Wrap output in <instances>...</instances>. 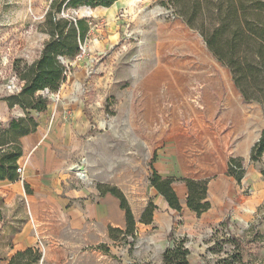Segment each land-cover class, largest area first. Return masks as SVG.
<instances>
[{
    "label": "rangeland",
    "instance_id": "374dc122",
    "mask_svg": "<svg viewBox=\"0 0 264 264\" xmlns=\"http://www.w3.org/2000/svg\"><path fill=\"white\" fill-rule=\"evenodd\" d=\"M52 1L59 17L86 20L89 30L80 54L60 59L67 73L58 92L36 93L47 98L46 111H30L29 117L37 127L68 128L67 172L73 184L118 200L126 229L113 234L110 248L99 250L117 264H163L165 250L183 240L188 264H264V153L253 162L249 152L264 129V109L243 101L229 71L179 16L176 0H119L109 11L71 10L65 7L69 0H0L2 127L26 118L19 106L9 109L6 99L27 84L25 76L49 40L44 17ZM161 46L184 48L186 64L190 61L183 69L165 66L171 98L164 95L166 87L157 94L138 87L157 66L164 67ZM216 145L224 148L227 167L226 179L217 185ZM176 148L185 154L187 175L194 174L181 178L183 207L169 183L154 191L160 181L158 158ZM230 159L241 160L240 182L228 174ZM78 166L86 171L85 180L77 177ZM213 193L246 200L247 219H234L232 206L222 221L203 216ZM152 194L161 195L174 211L165 226L158 218L164 204Z\"/></svg>",
    "mask_w": 264,
    "mask_h": 264
},
{
    "label": "crops",
    "instance_id": "0c3cea01",
    "mask_svg": "<svg viewBox=\"0 0 264 264\" xmlns=\"http://www.w3.org/2000/svg\"><path fill=\"white\" fill-rule=\"evenodd\" d=\"M19 145V179L0 181V264H8L17 252L28 248L41 254L40 245L44 248L41 264H117L97 247L110 248L113 234L126 229L125 214L114 197L79 188L69 178L68 128L38 125L19 139ZM245 146L240 145L238 151L243 153ZM224 151L222 146L214 147L215 185L226 179ZM164 154L155 164L160 181L154 191L169 183L170 193L183 207L186 191L181 178L189 176L184 165L187 159L178 148ZM152 196L164 204L158 218L165 226L174 211L161 195ZM228 206L233 207L234 219H247L246 200L226 199L220 193H213L210 209L203 216L222 221L228 218Z\"/></svg>",
    "mask_w": 264,
    "mask_h": 264
},
{
    "label": "trees",
    "instance_id": "16d2710c",
    "mask_svg": "<svg viewBox=\"0 0 264 264\" xmlns=\"http://www.w3.org/2000/svg\"><path fill=\"white\" fill-rule=\"evenodd\" d=\"M117 1L69 0L65 7L71 10L83 7L108 9ZM176 5L187 26L199 33L207 50L229 71L243 101L256 102L264 109V0H191L188 4L191 5V12L185 0H176ZM54 6L55 1H52L44 17V31L49 40L40 59L30 67L25 76L27 84L21 92L6 99L9 109L19 106L26 118L12 119L6 127L0 124V181L14 182L19 179L17 161L22 155L19 139L34 132L37 127L29 112L43 113L48 105L47 98L36 93L43 90L58 92L67 73L60 59L77 57L81 51L80 44L89 30L86 20L59 17L60 12L58 9L54 12ZM181 50L184 48L161 46L159 58L164 67L157 66L138 87L147 89L151 94H157L161 87H166L164 95L173 97L165 66L178 69L189 67L190 61L186 64ZM263 153L264 129L250 151V160L258 161ZM228 174L240 182L243 177L241 160H229ZM24 189L28 192L26 185ZM127 223L129 225L128 219ZM230 238L239 242L232 236ZM188 255L189 250L182 240L165 250L163 264H188ZM40 259L41 254L37 250L28 248L17 252L8 264H37Z\"/></svg>",
    "mask_w": 264,
    "mask_h": 264
},
{
    "label": "bare ground",
    "instance_id": "6f19581e",
    "mask_svg": "<svg viewBox=\"0 0 264 264\" xmlns=\"http://www.w3.org/2000/svg\"><path fill=\"white\" fill-rule=\"evenodd\" d=\"M115 6V5H114ZM84 9H90V8H87V7H83ZM82 8V9H83ZM110 9H108L109 11ZM75 168V167H74ZM75 171H76V175L78 176L79 179H82V180H85L86 178V171L83 169V167H77L75 168Z\"/></svg>",
    "mask_w": 264,
    "mask_h": 264
},
{
    "label": "built area",
    "instance_id": "2783aa9c",
    "mask_svg": "<svg viewBox=\"0 0 264 264\" xmlns=\"http://www.w3.org/2000/svg\"><path fill=\"white\" fill-rule=\"evenodd\" d=\"M63 17H64V16H63ZM64 18H68V19H69V16L66 15ZM72 20H74V19H72ZM80 49H81V47H80ZM12 87H14L13 84H11V85L8 86L9 89L12 88ZM17 172H18V174H20V172H21V168H20L19 166H18ZM43 251H44V248L40 245V252H41V255H43ZM38 264H41L40 261H39Z\"/></svg>",
    "mask_w": 264,
    "mask_h": 264
},
{
    "label": "water",
    "instance_id": "95a60500",
    "mask_svg": "<svg viewBox=\"0 0 264 264\" xmlns=\"http://www.w3.org/2000/svg\"><path fill=\"white\" fill-rule=\"evenodd\" d=\"M259 138H260V136H259L258 139L255 141V143L258 142Z\"/></svg>",
    "mask_w": 264,
    "mask_h": 264
}]
</instances>
